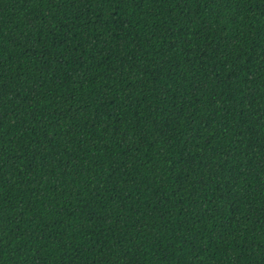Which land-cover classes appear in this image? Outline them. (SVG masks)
<instances>
[{"label":"trees","instance_id":"trees-1","mask_svg":"<svg viewBox=\"0 0 264 264\" xmlns=\"http://www.w3.org/2000/svg\"><path fill=\"white\" fill-rule=\"evenodd\" d=\"M0 264H264V0H0Z\"/></svg>","mask_w":264,"mask_h":264}]
</instances>
